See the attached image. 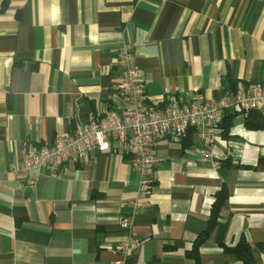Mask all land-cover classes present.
<instances>
[{
  "label": "crops",
  "instance_id": "obj_1",
  "mask_svg": "<svg viewBox=\"0 0 264 264\" xmlns=\"http://www.w3.org/2000/svg\"><path fill=\"white\" fill-rule=\"evenodd\" d=\"M2 2L0 264H112L129 235L120 221L133 213L139 180L127 154L96 153L55 173L34 169L35 190L15 168L78 120L121 108L124 39L158 104L264 81V0H8L1 10ZM246 117L234 115L226 133L220 127L212 146L219 165L200 160L194 134L186 145L188 133L158 143L154 187L134 213L142 243L124 264H196L185 253L207 229L224 184L229 199L201 262L245 264L219 246L225 223L224 242L245 236L255 264H264V129H249Z\"/></svg>",
  "mask_w": 264,
  "mask_h": 264
},
{
  "label": "built area",
  "instance_id": "obj_2",
  "mask_svg": "<svg viewBox=\"0 0 264 264\" xmlns=\"http://www.w3.org/2000/svg\"><path fill=\"white\" fill-rule=\"evenodd\" d=\"M134 61V45L124 39L117 53L120 72L117 89L123 99L120 109L78 120L71 133H59L50 143L23 155L19 168H15L25 175V185L35 190L38 177L31 174L34 169L55 173L66 164L84 163L96 153L127 154L139 180L133 213L123 214L120 221V228L129 235L115 246L117 257L112 264H124L142 243L134 233V213L147 203L154 187L158 163L155 152L160 141L180 140L194 130L200 160L219 165L213 160L212 146L225 112L234 109L245 115L254 110L264 113V81L240 84L215 98L181 100L171 95L158 104L148 98L144 72Z\"/></svg>",
  "mask_w": 264,
  "mask_h": 264
},
{
  "label": "trees",
  "instance_id": "obj_3",
  "mask_svg": "<svg viewBox=\"0 0 264 264\" xmlns=\"http://www.w3.org/2000/svg\"><path fill=\"white\" fill-rule=\"evenodd\" d=\"M8 5V0H3L1 10H4ZM237 82L234 80H230L231 86L235 87ZM226 92V91H225ZM224 92V93H225ZM240 112L236 111L235 114L228 113V110L225 114L223 123L220 125L222 132H228L229 128L232 126V120L234 115ZM246 126L249 129H264V115L260 111H251L246 117L245 121ZM194 130H190L188 135L183 138L184 144H189L192 141V136ZM229 187L227 184H224L214 195V202L211 208L210 216H209V223L206 230H204L201 234L197 236V238L193 242V246L191 249L187 250L185 255L187 258L194 259L196 264H203L201 262V247L203 243L208 239L210 236L213 228L220 222V212L227 200L229 199ZM226 229V224L223 223L221 225V233L219 235L218 243L219 246L226 253H230L235 255V257L245 264H255L253 253H252V246L249 241L246 239L245 236H242L240 240L234 244L229 245L224 242L223 236Z\"/></svg>",
  "mask_w": 264,
  "mask_h": 264
}]
</instances>
